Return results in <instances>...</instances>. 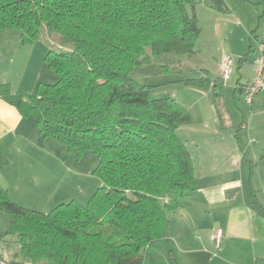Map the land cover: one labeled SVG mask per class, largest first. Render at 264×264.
<instances>
[{"label":"trees","instance_id":"1","mask_svg":"<svg viewBox=\"0 0 264 264\" xmlns=\"http://www.w3.org/2000/svg\"><path fill=\"white\" fill-rule=\"evenodd\" d=\"M195 6L193 0H0V30L20 31L22 44L45 40L57 47H49L45 63L58 76L32 94L2 84L0 99L33 117L44 139L70 152H94L103 183L88 204L72 200L49 213L20 206L0 186V212L10 221L0 241L16 236L31 264H181L170 216L197 189L178 134L194 120L173 97H153L133 71L164 54L196 53L202 29ZM204 72L184 80L186 86L214 93L216 81Z\"/></svg>","mask_w":264,"mask_h":264},{"label":"crops","instance_id":"2","mask_svg":"<svg viewBox=\"0 0 264 264\" xmlns=\"http://www.w3.org/2000/svg\"><path fill=\"white\" fill-rule=\"evenodd\" d=\"M195 2V15L201 24V14H206V11L199 13L200 5L198 1ZM232 22L224 24L225 32L220 30L221 27L216 21L215 28L218 35H224V44L229 48L230 54L239 58L237 69L240 71L248 60V52L257 50L260 39L257 38L256 30L251 29L253 27H243ZM201 29L204 33L203 27ZM251 44L254 45L252 50ZM33 45L34 43L22 44L21 34L19 36L12 29L0 30V85L9 84L14 93H35L41 83L43 69L40 58L45 63L46 53L43 47L36 44L33 48ZM28 46L32 47V51ZM260 46L261 54H255L254 59L256 69L257 59L264 56V43ZM198 53L200 51L197 48L193 55ZM227 58L230 57L224 55L219 62L222 72ZM197 68L208 73L210 70L207 67ZM255 74L256 70L246 81L238 79L234 90L245 96V90ZM208 91L186 86L182 94L166 95L173 97L192 115L190 109L208 101ZM252 105L264 110V93L256 96ZM193 120L192 125L181 127L178 134L191 154L197 189L170 216V237L178 246L180 262L256 264L258 258L264 259V196L260 200L255 195L254 179L246 173L244 158L234 139L228 141L224 138L210 142L202 137L203 133L219 134L220 129L223 130L225 126L214 124L212 131L211 127L199 128V120L194 117ZM200 121L204 122V117H200ZM241 128L246 130L245 126ZM252 144L253 142L250 147ZM62 152V147L44 139L33 117H24L16 107L0 99V186L15 203L36 211L56 204L59 196L56 190L60 189L55 186L54 177L52 182L47 180L45 168L48 162L54 169ZM237 167L242 171V179L236 173ZM258 180L264 185L263 176ZM57 186L60 187V183ZM241 191L243 200L239 199ZM217 229L223 230L220 244L215 240ZM3 242L5 249L0 250V255L4 259L11 264H31L20 254L16 236L6 237Z\"/></svg>","mask_w":264,"mask_h":264},{"label":"rangeland","instance_id":"3","mask_svg":"<svg viewBox=\"0 0 264 264\" xmlns=\"http://www.w3.org/2000/svg\"><path fill=\"white\" fill-rule=\"evenodd\" d=\"M194 1H198V5H200L199 13L203 10L206 11V14H201L203 20L200 26L201 28L203 27L204 33H201V39L198 42L197 48L200 53L196 56L177 53L161 55L149 64L136 67L133 71V77L139 84L151 86V95L153 97H161L166 95V93L170 95L182 94L186 88L184 80L200 78L206 75L204 71L199 70L197 67L210 69L209 75L213 81H216V90L213 93L211 89L209 91L207 89L210 93L208 101H203V103H200L195 109H190V111L193 117L197 121L199 120V128H212L214 124L219 127L225 126L223 130L219 128L221 132L219 134L210 135L203 133L202 137L205 140H210V142L220 141L224 138H227L228 141L234 139L244 158L245 171L249 177L254 179L255 195L260 200H263L264 185L260 183L258 178L261 176L264 178V110L254 105H248L244 94L236 92L234 89L238 79L246 81L256 70L254 63L255 54H261L259 51L260 45L264 43V0ZM215 21L219 23L220 30L224 32V24L228 21H233L232 23L240 24L243 27H253L251 29L256 30L257 38L261 41L259 40L260 44L255 52L248 50V60L244 63L243 68L240 69V71L243 69L242 73L237 69L239 58L230 54L229 48L224 44V35L216 33ZM12 30L20 36V31ZM205 41L208 43H205ZM36 44L40 48L43 47L45 53L48 52L50 46L48 47L45 40L34 43L33 48ZM27 48L32 51L31 46ZM50 48L57 49L55 46ZM246 54L245 51L244 55L246 56ZM224 55L230 57L235 66V72L227 82L222 79V71L219 65ZM40 63L43 66L40 82L55 84L58 81V76L47 67L46 63H43L41 58ZM241 74L242 78H240ZM206 111L208 112L206 113ZM200 117H204V122L200 121ZM242 126H245L246 130H243ZM206 129L209 130V128ZM211 130L213 131V128ZM252 142L253 144L250 147ZM246 151H248L247 154ZM98 165L99 159L92 151L79 153L77 151L70 152L63 148L61 159L56 161L55 168L50 167L48 162L45 168L47 180L52 182L54 177L56 179L55 186L60 189L59 191L56 190L59 195L57 202L41 208L39 211L49 213L59 204L69 203L72 200L88 204L95 192L103 185L101 178L95 173ZM235 170H237V175L239 174L241 177L242 171H240V168L237 167ZM239 179H242V177ZM58 183H60V187L57 186ZM55 188L53 192H55ZM246 197L249 199V195ZM239 199L243 200L242 191ZM8 225L9 217L5 213L0 212V234L7 231ZM4 239L6 237L2 240L4 241ZM3 241H0V250L5 249ZM0 259H3L4 263L9 264L8 260L4 259L2 255H0Z\"/></svg>","mask_w":264,"mask_h":264},{"label":"built area","instance_id":"4","mask_svg":"<svg viewBox=\"0 0 264 264\" xmlns=\"http://www.w3.org/2000/svg\"><path fill=\"white\" fill-rule=\"evenodd\" d=\"M261 50H263L261 48ZM257 69L255 77L253 78L252 82L245 90V99L249 105L253 104V101L256 96L264 92V56L262 55L257 59ZM235 72V66L232 59L227 58L223 63V72H222V79L224 82H227L231 79L232 75ZM223 237V230L217 229L215 240L217 244H220L221 239ZM0 259V264H6Z\"/></svg>","mask_w":264,"mask_h":264}]
</instances>
